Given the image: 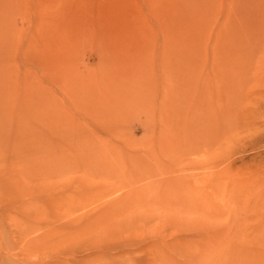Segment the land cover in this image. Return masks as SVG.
Instances as JSON below:
<instances>
[{
    "label": "rangeland",
    "instance_id": "374dc122",
    "mask_svg": "<svg viewBox=\"0 0 264 264\" xmlns=\"http://www.w3.org/2000/svg\"><path fill=\"white\" fill-rule=\"evenodd\" d=\"M0 264H264V0H0Z\"/></svg>",
    "mask_w": 264,
    "mask_h": 264
},
{
    "label": "bare ground",
    "instance_id": "6f19581e",
    "mask_svg": "<svg viewBox=\"0 0 264 264\" xmlns=\"http://www.w3.org/2000/svg\"><path fill=\"white\" fill-rule=\"evenodd\" d=\"M166 119V118H165ZM165 121H167V120H165ZM96 132V131H95ZM165 132V131H164ZM166 133H167V131H166ZM95 134V133H94ZM164 134V133H163ZM101 135V134H100ZM168 135H170V134H168ZM98 137V136H97ZM99 137H101V136H99ZM103 138V137H102ZM171 138V137H170ZM175 138V137H174ZM83 139H85V138H83ZM83 139H75V140H73V143L72 142H70L69 144H70V146H69V152H70V154L73 156H75L76 155V159L78 158V155H85V157H87V160L88 159H90L88 156L90 155V154H93V156L92 157H95L96 158V162H97V165L98 166H100V169H101V167H104V168H106V166H108L109 164H108V162H109V159L105 156V151L104 150H107V145H106V143L103 141V140H100L99 138H97V139H99L101 142H102V144H101V142L100 143H98L99 141H97V142H95V141H92L91 140V138L90 139H86L87 141H85V140H83ZM94 139V138H93ZM163 139V138H162ZM174 140H176V139H174ZM181 148H183V147H181ZM190 148V147H189ZM110 149V148H109ZM200 149V148H199ZM110 150H112V149H110ZM160 150V149H159ZM187 150V149H186ZM166 152V151H165ZM112 153H113V155H114V160L116 161V163L117 164H119L120 163V161L119 160H117L118 159V156H116L115 155V151L114 150H112ZM192 153H194L193 151H192ZM141 156V155H140ZM189 156H191V155H189ZM82 157V156H81ZM81 157H80V159H81ZM127 157V156H126ZM35 159V158H34ZM72 159H74V158H72ZM85 159V158H84ZM127 159V158H126ZM22 160V159H21ZM79 160V159H78ZM95 160V159H94ZM23 161V160H22ZM37 161V160H36ZM75 161H77V160H75ZM128 161V160H127ZM131 161V160H130ZM33 162V161H32ZM81 162H83V160L81 161ZM91 162V161H90ZM24 163V162H23ZM22 163V164H23ZM38 163V162H37ZM128 163V162H127ZM36 164V163H35ZM40 164V163H39ZM45 164V163H44ZM48 164V163H47ZM72 164V163H71ZM75 164V163H74ZM24 165V164H23ZM30 165V164H29ZM78 165H79V163H78ZM86 165V164H85ZM120 165H122L121 163H120ZM25 166V165H24ZM77 166V165H76ZM124 166V165H123ZM180 166V165H179ZM28 167V166H27ZM26 167V168H27ZM41 167V166H40ZM69 167V166H68ZM84 167V166H83ZM82 167V168H83ZM90 167V166H89ZM122 167V166H121ZM125 167V166H124ZM30 168V167H29ZM38 168V167H37ZM92 168V167H91ZM123 168V167H122ZM178 168V167H177ZM28 169V168H27ZM33 169V168H32ZM73 169H74V167H73ZM95 169V168H94ZM125 169H126V167H125ZM124 169V170H125ZM69 170V169H68ZM67 170V171H68ZM77 170V169H76ZM107 170V169H106ZM105 170V171H106ZM171 170V169H170ZM27 171V170H26ZM65 171V169L62 171V172H64ZM69 171H71V170H69ZM127 171V170H126ZM131 171H132V169H131ZM137 170H135V172H136ZM169 171V170H168ZM30 172V171H29ZM75 172V171H74ZM100 172V171H99ZM65 173V172H64ZM82 173L83 174H87V171H82ZM90 173V172H89ZM121 173V172H120ZM132 173V172H131ZM62 174V173H61ZM66 174H68V172L66 173ZM92 174V173H91ZM108 174V173H107ZM138 174V173H137ZM71 175V174H70ZM69 175V176H70ZM79 175V174H78ZM92 175H94V174H92ZM40 176V175H39ZM136 176V175H135ZM76 177H77V175H76ZM91 177V176H90ZM103 178V177H102ZM121 178V177H120ZM86 179V178H85ZM73 180V179H72ZM80 180V179H79ZM83 180V179H82ZM82 180H80V181H82ZM88 180V179H87ZM106 180V179H105ZM162 180V179H161ZM84 182V181H83ZM71 183V182H70ZM74 184V183H73ZM79 184V183H78ZM81 184H82V182H81ZM88 184V183H87ZM145 184V183H144ZM68 185V184H67ZM84 185V184H83ZM82 185V186H83ZM142 186V185H141ZM89 187V186H88ZM148 187V186H147ZM68 188H70V187H68ZM83 188V187H82ZM74 188H72V190H73ZM76 189H77V187H76ZM79 189V188H78ZM134 189H136V188H134ZM91 190V189H90ZM81 192H82V190H80ZM92 191V190H91ZM71 192H73V191H71ZM80 192V193H81ZM69 193V192H68ZM144 193V192H143ZM71 195V194H70ZM69 195V196H70ZM74 195H75V197H79L80 196V194L79 193H74ZM82 195V194H81ZM107 196V195H106ZM74 197V196H73ZM87 199V198H86ZM89 199V198H88ZM91 200V199H90ZM78 203V201H75L74 203ZM80 202V201H79ZM82 203H85V199L82 201ZM140 204V203H139ZM81 206V205H80ZM90 207V206H89ZM83 208H85V206L83 207ZM80 209V208H79ZM74 212V211H73ZM108 212V211H107ZM109 214V213H108ZM107 214V215H108ZM106 216V215H105ZM105 216H102V217H100V218H97V219H95L94 218V220L91 222V223H87V226H89V227H92L93 226V228H95V229H97V228H101V227H103L104 225H106L107 224V220H109L108 219V217H105ZM95 217V216H94ZM99 217V216H98ZM92 218V217H91ZM118 219V218H117ZM86 225V224H85ZM116 225V224H115ZM86 226V227H87ZM111 227V226H110ZM115 227V226H114ZM104 228V227H103ZM102 228V229H103ZM88 229V228H87ZM102 229H101V231H102ZM106 229V228H105ZM110 232V231H109ZM85 233V232H84ZM79 236V235H78ZM102 247H103V245H102ZM98 252V251H97Z\"/></svg>",
    "mask_w": 264,
    "mask_h": 264
}]
</instances>
